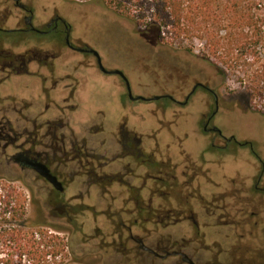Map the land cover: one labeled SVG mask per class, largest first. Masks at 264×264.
Returning a JSON list of instances; mask_svg holds the SVG:
<instances>
[{
    "label": "rangeland",
    "instance_id": "obj_1",
    "mask_svg": "<svg viewBox=\"0 0 264 264\" xmlns=\"http://www.w3.org/2000/svg\"><path fill=\"white\" fill-rule=\"evenodd\" d=\"M50 3L69 20L71 42L97 51L107 70L122 71L134 97L171 95L175 101H131L122 77L100 72L93 55L54 47L51 52H60V61L76 63L75 73L57 74L55 84L71 90L81 87L77 89L80 111L64 118L79 138L85 137L84 142L101 155L97 167L114 163L111 153H120L116 134L121 125L141 142L145 167L133 158L118 162L110 171H121L128 164L134 177H130L132 170L112 173L109 165L103 175L97 170L96 181L102 188H89L86 179H76L67 197L69 206H77V198L82 200L84 215L78 217L72 210V219L42 209L44 198L32 181L0 176L25 192L35 239L40 240L41 232L65 238L61 257L69 264H117L116 254L102 248L114 240L113 224L141 218L150 230L177 247L184 246L202 264H264V191L256 189L261 174L258 186L264 188V116L249 108L250 94L241 75L230 73L225 79L216 66L201 57L207 53L203 45L186 42L183 47L193 53L165 46L155 33L141 30L103 4ZM8 38L37 43L51 42L53 36L0 33L1 41ZM24 50L15 53L25 54ZM20 81L34 84L39 80L21 75L7 82L1 94L17 92L44 107L43 100L29 94L31 90L23 89ZM197 83H204L221 98L212 124L222 136L203 131L215 110V99L206 90L198 89L187 105L179 104ZM65 101L62 94L51 96L48 108L67 113ZM54 116L62 117L59 113ZM93 125L99 127L89 134ZM231 138L235 141H224ZM142 182L145 185L139 190L132 185L141 186ZM135 196L140 199L138 211ZM162 219L166 222L158 224Z\"/></svg>",
    "mask_w": 264,
    "mask_h": 264
},
{
    "label": "flooded vegetation",
    "instance_id": "obj_2",
    "mask_svg": "<svg viewBox=\"0 0 264 264\" xmlns=\"http://www.w3.org/2000/svg\"><path fill=\"white\" fill-rule=\"evenodd\" d=\"M51 4L50 0H0V33L22 35L32 32L40 36H53L51 42L27 41L24 43V41L20 42L10 38L6 40L7 42L0 40V176L32 181L31 184L38 195L44 198L42 209H47L59 217L72 219V210H75L78 217L84 215L82 212L83 203L80 198H77L79 200L77 206H69L70 200L67 194L70 189L74 188L72 184L76 179H86L89 188L101 187L96 181L97 170H99V174L103 175L108 165L110 171L111 166L117 165L118 162L122 163L133 158H137L145 167V161H143L145 153L135 134L130 133L125 126L121 125L116 134L118 139L116 142L120 144V153H111L114 163L110 162L104 167H97L101 155L97 150L91 149L89 143L84 142L85 137L79 138L70 123L65 122L66 114H74L81 109V95L78 93L80 86L71 90L55 84L57 74L75 73L76 63L68 65L65 60L64 62L60 61V52L52 54L53 48L60 47L62 50L68 49L82 54H91L94 56V63L100 72L102 71L97 57L91 52L92 48L87 45L75 46L71 42L72 27L69 20L55 5ZM21 48L25 49L23 52L25 54L15 53V50ZM25 74L39 81L34 84L25 81L18 83L23 89L31 90L33 94L40 97L45 104L44 107L34 105L33 102L25 100L17 92L1 94V89L6 86L7 82ZM123 82L126 85L124 80ZM200 88L206 90L215 99V110L208 117L203 131L206 134L222 136V132L212 124L221 101L214 90L204 83H197L185 101H180L179 104L187 105ZM57 94H62L65 97V105L69 106L67 113L59 108L49 110L50 97L54 98V95ZM126 95L129 98L128 90ZM162 97V99L167 98L172 102L175 101L171 95ZM56 113L62 117L56 118L54 116ZM98 127L91 126L89 134ZM101 128L99 133L103 131V127ZM231 139L232 141H229ZM231 139L224 141L227 144L235 141L234 138ZM249 146L252 147L250 144ZM104 154L110 155V153ZM127 165L125 164L121 171L110 172L126 173L132 170L130 177H134V169ZM46 170L58 180L63 190H59L43 175ZM86 176L87 178H85ZM262 179L263 174L258 179V185ZM140 180L143 181L142 176ZM132 185L139 190L145 184L142 182L141 186ZM258 185L256 189L264 191V188L262 189ZM38 199L40 200V198ZM134 202L136 211H138L139 197L135 196ZM96 232L98 233L99 230ZM112 232L114 240L106 243L102 248L116 254L117 264H202L186 252L184 246L177 247L176 243L170 239L157 235L155 230H150L149 225L141 218L134 222L113 224ZM183 254L187 255L193 263L185 261Z\"/></svg>",
    "mask_w": 264,
    "mask_h": 264
},
{
    "label": "trees",
    "instance_id": "obj_3",
    "mask_svg": "<svg viewBox=\"0 0 264 264\" xmlns=\"http://www.w3.org/2000/svg\"><path fill=\"white\" fill-rule=\"evenodd\" d=\"M66 1L103 4L141 30L155 33L165 46L193 53L183 47L186 42L203 45L207 53L201 57L225 79L230 73L241 75L250 94L249 108L264 116V0ZM27 202L21 188L0 179V264H69L61 257L65 238L41 232L40 240L35 239Z\"/></svg>",
    "mask_w": 264,
    "mask_h": 264
},
{
    "label": "water",
    "instance_id": "obj_4",
    "mask_svg": "<svg viewBox=\"0 0 264 264\" xmlns=\"http://www.w3.org/2000/svg\"><path fill=\"white\" fill-rule=\"evenodd\" d=\"M98 59V62H99V67L101 69V71L107 75H119L123 78V80L126 82V85H127V90H128V94H129V98L132 100V101H139V100H142V101H150V100H155V101H159L161 100L163 97L162 96H157L153 99H146V98H142V97H134L133 96V93H132V88H131V84L128 80V78L125 76V74L122 72V71H109L107 70L104 66H103V62H102V59H101V56L99 55V53L95 50H92L91 51ZM196 89V88H195ZM221 133V132H220ZM229 141H232L229 140ZM43 175L46 176V178L52 183L54 184L56 187L59 188V190H63L61 184L58 182V180L54 177H52L48 171L46 170V172H43ZM150 252L154 253L152 250L148 249ZM183 257L185 259V261L189 262V263H193L191 260H189L188 256L187 255H184L183 254ZM163 258H166V257H163Z\"/></svg>",
    "mask_w": 264,
    "mask_h": 264
},
{
    "label": "crops",
    "instance_id": "obj_5",
    "mask_svg": "<svg viewBox=\"0 0 264 264\" xmlns=\"http://www.w3.org/2000/svg\"><path fill=\"white\" fill-rule=\"evenodd\" d=\"M29 94L31 93V94H33V92L31 91V92H28Z\"/></svg>",
    "mask_w": 264,
    "mask_h": 264
}]
</instances>
